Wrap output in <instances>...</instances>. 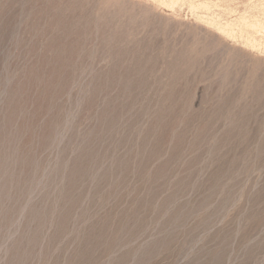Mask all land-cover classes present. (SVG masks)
I'll list each match as a JSON object with an SVG mask.
<instances>
[{"label":"rangeland","instance_id":"rangeland-1","mask_svg":"<svg viewBox=\"0 0 264 264\" xmlns=\"http://www.w3.org/2000/svg\"><path fill=\"white\" fill-rule=\"evenodd\" d=\"M179 1L0 0V264H264V0Z\"/></svg>","mask_w":264,"mask_h":264},{"label":"bare ground","instance_id":"bare-ground-1","mask_svg":"<svg viewBox=\"0 0 264 264\" xmlns=\"http://www.w3.org/2000/svg\"><path fill=\"white\" fill-rule=\"evenodd\" d=\"M154 1H155V4L157 3V4L160 5V6H164V7H167V8L170 9V8H173L174 5L178 4V1H179V0H154ZM190 1H191V0H190ZM185 2H187V1H185ZM191 2H192V1H191ZM198 2H199V1H198ZM200 2H201V1H200ZM202 2H203V1H202ZM204 2H205V1H204ZM195 3H196V2H195ZM263 3H264V2H263ZM263 3H262V5H263ZM179 4H180V1H179ZM198 4H199V3H198ZM204 4H205V3H204ZM189 5H190V4H189ZM193 5H194V2H193ZM196 5H197V4H196ZM177 6H178V5H176V7H177ZM199 6H201V5H199ZM199 6H198V7H199ZM204 6H205V5H204ZM210 6H211V5H210ZM212 6H213V5H212ZM263 6H264V5H263ZM193 7H195V5H194ZM189 8H190V7H189ZM195 8H197V7H195ZM206 8H207V7H206ZM256 8H257V6H256ZM262 8H263V7H262ZM262 8H261V9H262ZM190 9H191V8H190ZM197 9H198V8H197ZM249 9H250V8H249ZM249 9H248V10H249ZM252 9H253V7H252ZM263 9H264V8H263ZM191 10H193V9H191ZM204 10H205V9H204ZM257 10H258V9H257ZM259 10H260V9H259ZM196 11H197V10H196ZM200 11H201V9H200ZM203 12H205V11H203ZM256 12H257V11H256ZM262 12H263V11H262ZM206 13H207V12H206ZM250 13H251V12H249V14H250ZM257 13H260V12H257ZM247 14H248V13H247ZM249 14H248V15H249ZM253 14H255V13L253 12ZM196 15H197V14H196ZM243 15H244V14H243ZM255 15H256V14H255ZM208 16H209V15H208ZM235 16H236V15H235ZM240 16H241V15H240ZM263 16H264V14H263ZM200 17H201V16H200ZM215 17H216V16H214V18H215ZM219 17H220V16H219ZM244 17H245V16H244ZM248 17H249V16H248ZM248 17H247V18H248ZM261 17H262V16H261ZM207 18L209 19V17H207ZM210 18H211V17H210ZM238 18H240V17L238 16ZM238 18H237V19H238ZM249 18H250V17H249ZM254 18H255V17H254ZM259 18H260V17H259ZM259 18H258V20H259ZM215 19H217V18H215ZM250 19H251V18H250ZM256 19H257V17H256ZM261 19H262V18H261ZM203 20H204V19H203ZM222 20H223V19H222ZM234 20H235V19H234ZM244 20H247V19H243L242 22H241V18L239 19V21L241 22V27H242V29H241V27H239V28L241 29L240 31L234 29V30H236L238 33H239V32H241V34L244 33V32L246 33V32L248 31V30H247L248 28H249V31H251L250 28H251V29H256V28H258V29H259V28L261 27V29H262V25H261L260 23H258V22H257V23H256V22H250V21L248 22V20H247V21H244ZM252 20H254V19H252ZM201 21H202V20H201ZM206 21H207V19H206ZM210 21H211V20H210ZM212 21H215V20L212 19ZM223 21H225V20H223ZM232 21H233V20H232ZM239 21H238V22L236 21V23H239ZM262 21H263V20H262ZM218 22H219V21H218ZM230 22H231V20H230ZM259 22H260V21H259ZM263 22H264V21H263ZM219 23H221V22H219ZM226 23H227V22L225 21V24H226ZM234 23H235V22H234ZM261 23H262V22H261ZM210 24H211V23H209V26H210ZM213 24H214V23H213ZM225 24H223L224 26H222L221 24L219 25L218 23H216V24H214V25L217 26L216 28H217L219 31L225 33L226 35L233 33V32H231V30L233 29V28H231V27H232L231 24H232L233 26H234L235 24H233V22L230 23V24H228V23H227L226 25H225ZM211 26H212V25H211ZM211 26H210V27H211ZM237 26H238V25H237ZM263 26H264V25H263ZM212 27H213V26H212ZM234 28H235V27H234ZM236 28H237V27H236ZM246 28H247V29H246ZM234 30H232V31H234ZM256 30H257V29H256ZM263 30H264V28H263ZM219 31H218V32H219ZM249 31H248V32H249ZM258 31H259V30H258ZM237 32H236V33H237ZM251 32H252V31H251ZM253 32H254V31H253ZM255 32H256V31H255ZM255 32H254V34L256 35ZM260 32L262 33V31H260ZM263 32H264V31H263ZM238 33H237V34H238ZM245 33H244V34H245ZM225 34H224L223 36H225ZM234 34H235V33H234ZM237 34H236V35H237ZM244 34H242V35H244ZM247 34H248V33H247ZM250 34H251V33H250ZM232 35H233V34H232ZM242 35H240V36L242 37ZM262 35H263V34H262ZM240 36H239V37H240ZM245 36H246V35H245ZM245 36H244V37H245ZM247 36H248V39H245V40H247L246 43H248V44H246V46L250 45L249 47H252L253 49H254L255 47H257V46H258L257 44L259 43L258 40H257V38H256L257 36H255V38H256V40H257L256 42H255V40H254L255 38H254V39H251V38H249V35H247ZM252 36L254 37V35H252ZM234 37H235V35H234ZM234 37H232V38H234ZM250 37H251V35H250ZM253 37H252V38H253ZM242 38H243V37H242ZM242 38H241V40L244 39V38H243V39H242ZM263 38H264V37H263ZM234 39H235V38H234ZM258 39H260V38H258ZM241 40H240V41H241ZM240 41H239V42H240ZM259 41H260V40H259ZM237 42H238V41H237ZM244 42H245V41H244ZM244 42H243V44H245ZM257 42H258V43H257ZM261 43H263V42L261 41ZM260 45H261V44H260ZM259 47H260V46H259ZM252 48H251V49H252ZM262 48H263V47H262ZM259 49H260V48H259ZM255 51H257V50H255ZM260 66H261V65H260Z\"/></svg>","mask_w":264,"mask_h":264}]
</instances>
